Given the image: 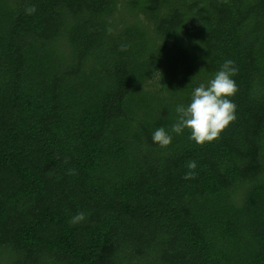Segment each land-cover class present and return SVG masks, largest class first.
Here are the masks:
<instances>
[{
	"label": "trees",
	"instance_id": "16d2710c",
	"mask_svg": "<svg viewBox=\"0 0 264 264\" xmlns=\"http://www.w3.org/2000/svg\"><path fill=\"white\" fill-rule=\"evenodd\" d=\"M226 60L236 119L171 133ZM0 264H264V0H0Z\"/></svg>",
	"mask_w": 264,
	"mask_h": 264
},
{
	"label": "clouds",
	"instance_id": "9594fccd",
	"mask_svg": "<svg viewBox=\"0 0 264 264\" xmlns=\"http://www.w3.org/2000/svg\"><path fill=\"white\" fill-rule=\"evenodd\" d=\"M35 11L34 6L25 9L28 15ZM108 32L111 34L112 30L108 29ZM127 47V45H121L120 50L126 51ZM237 71L234 62L226 60L207 84L201 83L195 87L190 103L187 106L178 105L176 107L178 118L171 127V133L179 135L187 129L190 132L189 139L198 145L218 140L222 131L236 119V105L230 97L234 96L238 90L232 78ZM152 141L165 148L171 144L172 135L161 126L153 132ZM196 167L195 161L188 162L189 171L184 174L183 178L185 180L195 179ZM68 174H74L73 170L70 169ZM85 219V213L79 212L71 218V223L75 225Z\"/></svg>",
	"mask_w": 264,
	"mask_h": 264
}]
</instances>
